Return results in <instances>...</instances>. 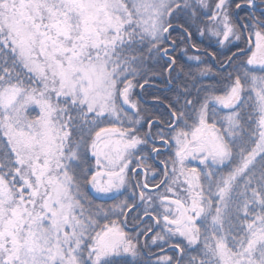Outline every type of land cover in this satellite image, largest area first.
I'll return each mask as SVG.
<instances>
[{"label":"snow or ice","instance_id":"snow-or-ice-1","mask_svg":"<svg viewBox=\"0 0 264 264\" xmlns=\"http://www.w3.org/2000/svg\"><path fill=\"white\" fill-rule=\"evenodd\" d=\"M0 264H264V0H0Z\"/></svg>","mask_w":264,"mask_h":264},{"label":"trees","instance_id":"trees-1","mask_svg":"<svg viewBox=\"0 0 264 264\" xmlns=\"http://www.w3.org/2000/svg\"><path fill=\"white\" fill-rule=\"evenodd\" d=\"M156 85H158V86H164V83H156ZM149 89V91H151V92H153V93H155V94H160V95H170V93H168L167 92V90H165V91H155L154 89H152V88H148ZM147 98H150L151 99V97L150 96H148L147 94H145V99H147Z\"/></svg>","mask_w":264,"mask_h":264},{"label":"water","instance_id":"water-1","mask_svg":"<svg viewBox=\"0 0 264 264\" xmlns=\"http://www.w3.org/2000/svg\"><path fill=\"white\" fill-rule=\"evenodd\" d=\"M147 88H154V89H160L158 86L154 85V84H150V85H147L146 86ZM162 90H165L166 88H161ZM140 90L137 89V92H139ZM148 104H151L152 103V100H149V101H146Z\"/></svg>","mask_w":264,"mask_h":264},{"label":"flooded vegetation","instance_id":"flooded-vegetation-1","mask_svg":"<svg viewBox=\"0 0 264 264\" xmlns=\"http://www.w3.org/2000/svg\"><path fill=\"white\" fill-rule=\"evenodd\" d=\"M183 59H185V58H184V57H181V60H182V61H183ZM158 87L164 89V88H165V84H164V86H161V85H160V86H158ZM166 90H167V89H166ZM155 91H165V90H156V89H155ZM145 100H146V101H149V100H151V99H150V98H147V99H145Z\"/></svg>","mask_w":264,"mask_h":264}]
</instances>
